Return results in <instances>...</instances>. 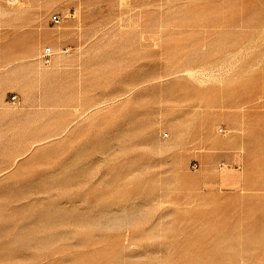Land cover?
Instances as JSON below:
<instances>
[{
	"label": "rangeland",
	"instance_id": "rangeland-1",
	"mask_svg": "<svg viewBox=\"0 0 264 264\" xmlns=\"http://www.w3.org/2000/svg\"><path fill=\"white\" fill-rule=\"evenodd\" d=\"M0 264H264V0H0Z\"/></svg>",
	"mask_w": 264,
	"mask_h": 264
},
{
	"label": "bare ground",
	"instance_id": "bare-ground-1",
	"mask_svg": "<svg viewBox=\"0 0 264 264\" xmlns=\"http://www.w3.org/2000/svg\"><path fill=\"white\" fill-rule=\"evenodd\" d=\"M61 29V28H60ZM70 51V50H69ZM64 52V55L67 53V51H63ZM69 54V53H68ZM61 56L63 55V54H60ZM71 55V54H70ZM66 56H68L67 54H66ZM74 56V55H73ZM58 61H62L63 62V64H65V66L66 65H70V66H72V67H76V66H78V65H80L81 63V57L79 58V57H77V58H71V59H68V58H61L60 57V59L58 58ZM67 61V62H66ZM70 62V63H69ZM34 64V63H33ZM31 65L29 68H28V70L26 71V73H24V75L25 76H27L26 77V80H27V78L29 77V75L30 76H37V77H39L40 78V76H42V74L44 73V74H53V75H56V73H55V71H53V70H50V71H45V72H42V71H40L35 65ZM53 64V63H52ZM61 66V68H62V65H60ZM59 66V67H60ZM51 67V66H50ZM56 67V66H55ZM60 72V71H59ZM19 77H21V78H23V75H19Z\"/></svg>",
	"mask_w": 264,
	"mask_h": 264
},
{
	"label": "built area",
	"instance_id": "built-area-1",
	"mask_svg": "<svg viewBox=\"0 0 264 264\" xmlns=\"http://www.w3.org/2000/svg\"><path fill=\"white\" fill-rule=\"evenodd\" d=\"M52 19H53V21L55 22V24H60V23H61V20H62V18H61V16H60L59 14H54V15L52 16ZM53 54H54V52H53L52 48H51V47H47V48L44 50L43 54H42V59H43V61H44L46 64H49L50 61H51V57L53 56ZM12 100L16 101V100H17V96H16V95H13V96H12ZM166 136H167V135H166ZM196 166H197V165L195 164V167H196Z\"/></svg>",
	"mask_w": 264,
	"mask_h": 264
},
{
	"label": "crops",
	"instance_id": "crops-1",
	"mask_svg": "<svg viewBox=\"0 0 264 264\" xmlns=\"http://www.w3.org/2000/svg\"><path fill=\"white\" fill-rule=\"evenodd\" d=\"M51 59H52V57H51Z\"/></svg>",
	"mask_w": 264,
	"mask_h": 264
}]
</instances>
